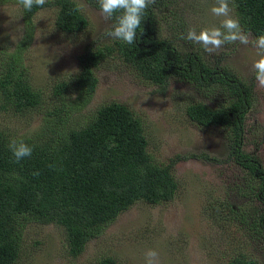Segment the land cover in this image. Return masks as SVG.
<instances>
[{"label": "rangeland", "instance_id": "1", "mask_svg": "<svg viewBox=\"0 0 264 264\" xmlns=\"http://www.w3.org/2000/svg\"><path fill=\"white\" fill-rule=\"evenodd\" d=\"M75 1L82 6L78 10L87 19V27L81 32H63L55 25L57 8L43 7L34 15L31 42L19 57L18 65L26 67L24 76L43 92L42 106L51 100L57 81L78 71V56L87 46L111 44L113 40L106 31L114 21L104 19L97 0ZM215 3L160 0L154 6L157 31L182 53L199 52L214 67H230L251 87L252 107L245 119L243 148L264 167V88L258 87L255 80L253 63L259 58L256 50L236 43L225 45L219 54H209L202 45L182 38L190 27L200 31L220 25L223 18L210 11ZM23 35L20 4L0 0V55L4 59ZM94 71L97 86L86 110L93 111L114 98L141 115L152 160L167 164L176 159L172 170L178 184L176 194L171 201L158 205H130L90 239L77 256L68 253L62 227L29 223L23 230L14 264H101L104 258L113 259V264H145L149 249L159 253L160 264H225L242 253L264 264V235L251 223L253 216L257 221L261 210L260 202L254 199L256 179L235 163L229 150L230 134L225 129L196 125L186 115V106L193 101L213 107L220 104L225 96L219 88L198 87L177 77H169L162 85L153 84L111 56ZM43 111L14 115L12 109L8 110L10 114L0 110V130L16 126L17 135L27 134L41 123ZM237 183L241 184L242 190L237 193H243L242 197L230 189ZM220 201L230 203L233 209L226 205L216 214L210 211L212 204L220 206ZM243 210L253 216L246 222L232 218Z\"/></svg>", "mask_w": 264, "mask_h": 264}, {"label": "trees", "instance_id": "2", "mask_svg": "<svg viewBox=\"0 0 264 264\" xmlns=\"http://www.w3.org/2000/svg\"><path fill=\"white\" fill-rule=\"evenodd\" d=\"M157 2L147 9L133 44L113 39L111 44L87 46L78 56V71L53 85L51 100L45 106L42 90L31 86L24 76L26 67L18 65L22 50L32 39L35 13L54 6L55 25L67 33L83 31L88 21L75 0H47L30 12L20 5L24 35L5 59L0 55V110L10 114L12 109L18 115L42 109L44 116L27 134L17 135L16 126L0 130V264L17 260L23 230L29 223L62 227L68 253L77 256L105 225L135 202L158 205L174 198L178 189L172 174L176 159L167 164L152 160L141 115L114 98L93 111L86 110L97 86L94 70L108 56L153 84L162 85L169 77H177L198 87L219 88L225 96L220 104L213 107L193 101L187 104L186 115L196 125L222 127L230 134L231 156L247 176L256 179L254 199L261 204L257 221L245 210L232 218L246 222L253 216L255 230L264 235V167L243 148L245 119L252 107L251 87L230 67H214L201 53H182L162 38L154 11ZM234 3L235 16L245 32L264 35V0ZM13 138L34 145L32 155L16 162L7 147ZM230 189L243 196L237 193L242 190L240 183ZM226 205L233 209L230 203L220 201V206L212 204L210 211L216 214ZM100 263L113 264V259L104 258ZM225 263L260 264L244 253Z\"/></svg>", "mask_w": 264, "mask_h": 264}, {"label": "clouds", "instance_id": "3", "mask_svg": "<svg viewBox=\"0 0 264 264\" xmlns=\"http://www.w3.org/2000/svg\"><path fill=\"white\" fill-rule=\"evenodd\" d=\"M17 2L30 12L33 7L44 6L47 0H17ZM97 2L106 21L115 18V22L106 31V35L131 45L137 39V30L141 26L147 9L157 0H97ZM234 8V0H216L210 11L214 16L223 18L220 25L205 27L200 31L190 27L182 38L202 45L209 54H219L218 50L229 44L251 45L259 57L253 63L255 80L258 87L264 88V35L253 37L250 32H245L239 17L233 15ZM7 147L15 161L19 162L30 157L35 146L30 145L23 138H13ZM145 264H160L159 253L155 249H149L145 253Z\"/></svg>", "mask_w": 264, "mask_h": 264}]
</instances>
